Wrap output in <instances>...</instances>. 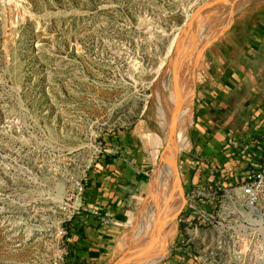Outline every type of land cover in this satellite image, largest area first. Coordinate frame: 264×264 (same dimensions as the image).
<instances>
[{
	"label": "rangeland",
	"instance_id": "1",
	"mask_svg": "<svg viewBox=\"0 0 264 264\" xmlns=\"http://www.w3.org/2000/svg\"><path fill=\"white\" fill-rule=\"evenodd\" d=\"M257 1L0 0V264H53L75 181L135 122L156 129L159 162L106 264H264V201L251 209L245 162L233 180L228 161L251 130L264 133V70L241 81L227 107L196 106L215 44ZM189 42L201 61L188 143L172 160L184 202L153 242L132 239L121 253L122 235L143 234L154 209L170 141L163 107Z\"/></svg>",
	"mask_w": 264,
	"mask_h": 264
},
{
	"label": "crops",
	"instance_id": "2",
	"mask_svg": "<svg viewBox=\"0 0 264 264\" xmlns=\"http://www.w3.org/2000/svg\"><path fill=\"white\" fill-rule=\"evenodd\" d=\"M210 63V67H209ZM208 85L198 90L197 107H227L235 88L241 81L254 78L255 69L260 76L264 70V0L250 3L235 17L229 28L214 46L208 60ZM261 133L251 130L250 137L240 143L238 153L228 156L233 163L232 179L240 173V158L248 162L247 150ZM215 135V134H214ZM156 129H146L141 122L112 135L95 167L84 176V191L80 207L65 222L63 237L66 249L64 264H106L114 251L116 239L134 210L137 192L159 162ZM145 140L147 145H145ZM212 138V143L218 141ZM232 166V165H231ZM245 167V166H244ZM243 172V171H242ZM241 172V173H242Z\"/></svg>",
	"mask_w": 264,
	"mask_h": 264
},
{
	"label": "bare ground",
	"instance_id": "3",
	"mask_svg": "<svg viewBox=\"0 0 264 264\" xmlns=\"http://www.w3.org/2000/svg\"><path fill=\"white\" fill-rule=\"evenodd\" d=\"M230 1L233 2L235 0ZM193 45L195 43L192 44V42H189L184 47V52L178 62V74H174V77L177 75V81L174 84L175 90L170 95H167L163 107L166 113L165 118H163L164 132L167 138L166 140L170 141L162 155L163 163L157 178V192L155 199H152L154 209L147 213L148 218L143 223V234L134 235L133 231H129L122 235L117 245V250L120 252L124 250L132 239L139 243L144 241H149V243L153 242L154 234H157L164 228V225L170 218L171 212L179 204L184 202L182 196L178 197L181 189L179 188L178 179L174 172L176 164L173 166L172 160L175 157V153L188 143L187 126L192 119L190 111L195 95L194 79L196 68L200 65L201 61V59L192 58ZM250 207L251 209L255 208L254 206ZM151 231L153 232L149 238L145 237L146 233H151Z\"/></svg>",
	"mask_w": 264,
	"mask_h": 264
},
{
	"label": "built area",
	"instance_id": "4",
	"mask_svg": "<svg viewBox=\"0 0 264 264\" xmlns=\"http://www.w3.org/2000/svg\"><path fill=\"white\" fill-rule=\"evenodd\" d=\"M254 147L252 150H247L246 157L248 162L244 167V172L241 179V193L245 202L249 206L258 205L261 201H264V134H260L254 140ZM84 191L83 179L75 181L72 191L69 195V202L67 203L70 210V214L67 219L63 222H66L70 219L73 213L79 209L80 201L77 203V199H82ZM67 232V227L61 225L58 229V234L62 237ZM66 255V249L62 247V251L54 258L53 264H64V259Z\"/></svg>",
	"mask_w": 264,
	"mask_h": 264
},
{
	"label": "water",
	"instance_id": "5",
	"mask_svg": "<svg viewBox=\"0 0 264 264\" xmlns=\"http://www.w3.org/2000/svg\"><path fill=\"white\" fill-rule=\"evenodd\" d=\"M175 163H176V153H175Z\"/></svg>",
	"mask_w": 264,
	"mask_h": 264
}]
</instances>
